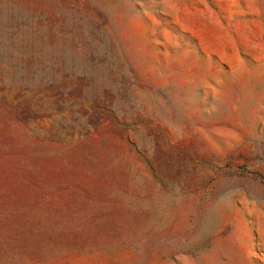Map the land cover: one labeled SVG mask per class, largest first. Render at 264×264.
I'll list each match as a JSON object with an SVG mask.
<instances>
[{
  "label": "rangeland",
  "instance_id": "1",
  "mask_svg": "<svg viewBox=\"0 0 264 264\" xmlns=\"http://www.w3.org/2000/svg\"><path fill=\"white\" fill-rule=\"evenodd\" d=\"M0 16V264H264V0Z\"/></svg>",
  "mask_w": 264,
  "mask_h": 264
},
{
  "label": "trees",
  "instance_id": "2",
  "mask_svg": "<svg viewBox=\"0 0 264 264\" xmlns=\"http://www.w3.org/2000/svg\"><path fill=\"white\" fill-rule=\"evenodd\" d=\"M10 23L12 25L17 24L13 19ZM0 26H5V24H2L1 16ZM35 35L36 37H42L40 34ZM41 56L42 52L26 37L18 41L16 36L11 34H0V66L10 72L23 71L25 64L30 61L37 62Z\"/></svg>",
  "mask_w": 264,
  "mask_h": 264
}]
</instances>
